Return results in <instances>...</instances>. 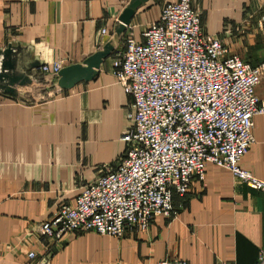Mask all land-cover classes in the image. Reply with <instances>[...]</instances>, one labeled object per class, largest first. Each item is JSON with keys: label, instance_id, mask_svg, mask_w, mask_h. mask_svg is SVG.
<instances>
[{"label": "crops", "instance_id": "crops-1", "mask_svg": "<svg viewBox=\"0 0 264 264\" xmlns=\"http://www.w3.org/2000/svg\"><path fill=\"white\" fill-rule=\"evenodd\" d=\"M171 1L0 0V73L23 77L0 86V264H254L264 252V195L216 167L173 197V215L145 231L70 233L58 243L41 234V223L124 154L131 101L111 74L112 54L127 37L141 42ZM194 7L202 31L230 53L252 67L264 60V0H195ZM106 48L113 51L89 67ZM60 59L61 76L41 74L38 65ZM256 96L264 102L263 82ZM252 136L240 166L264 181V114L253 118Z\"/></svg>", "mask_w": 264, "mask_h": 264}, {"label": "built area", "instance_id": "built-area-1", "mask_svg": "<svg viewBox=\"0 0 264 264\" xmlns=\"http://www.w3.org/2000/svg\"><path fill=\"white\" fill-rule=\"evenodd\" d=\"M194 1L165 3L141 32V42L127 37L113 51L111 74L131 101L130 129L121 139L127 150L73 204L60 205L41 223L44 239L58 243L70 233L120 238L128 230L145 231L155 219L173 215V197H184L193 182L203 183L208 167L224 169L264 195V181L240 166L253 143V118L264 114L256 96L264 60L252 67L205 34ZM64 65L60 59L38 69L56 76ZM254 264H264V252Z\"/></svg>", "mask_w": 264, "mask_h": 264}, {"label": "water", "instance_id": "water-1", "mask_svg": "<svg viewBox=\"0 0 264 264\" xmlns=\"http://www.w3.org/2000/svg\"><path fill=\"white\" fill-rule=\"evenodd\" d=\"M131 16H132V12L125 11L121 20H123L124 22H127L131 18ZM121 32H122V30L119 31L117 34H121ZM112 51H113L112 49L110 50V48H106L104 52L98 53L97 55L92 57V59L88 61L87 65H89V67H94L95 63H99L104 57H106L108 55V53H111ZM2 65H3L4 69L10 68V64H9V61L7 59H4ZM40 65H38V67ZM62 71L63 70L60 71L58 76L62 75ZM72 80H73V77H70L68 79V83H71ZM22 81H23V77L7 78L4 74L0 73V86H2V87H4V86L15 87L17 85H20L22 83Z\"/></svg>", "mask_w": 264, "mask_h": 264}, {"label": "rangeland", "instance_id": "rangeland-1", "mask_svg": "<svg viewBox=\"0 0 264 264\" xmlns=\"http://www.w3.org/2000/svg\"><path fill=\"white\" fill-rule=\"evenodd\" d=\"M121 46V45H120ZM119 46V47H120ZM4 69V68H3ZM4 71H5V69H4ZM1 72H3V71H1ZM129 122V121H128ZM130 124V123H129ZM127 147H128V145L125 143V150L123 151V153H125V151L127 150Z\"/></svg>", "mask_w": 264, "mask_h": 264}]
</instances>
